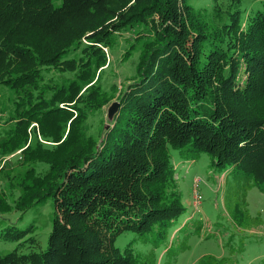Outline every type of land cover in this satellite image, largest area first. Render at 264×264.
Returning <instances> with one entry per match:
<instances>
[{
  "label": "trees",
  "instance_id": "1",
  "mask_svg": "<svg viewBox=\"0 0 264 264\" xmlns=\"http://www.w3.org/2000/svg\"><path fill=\"white\" fill-rule=\"evenodd\" d=\"M191 1L0 0V86L15 105L0 155L22 150L0 168V214L53 208L45 248L0 264H152L184 212L170 148L239 169L264 193V0L248 12L245 0ZM133 29L134 75L108 91L94 81L103 48ZM116 93L108 127L88 133ZM34 232L1 236L33 246Z\"/></svg>",
  "mask_w": 264,
  "mask_h": 264
},
{
  "label": "rangeland",
  "instance_id": "2",
  "mask_svg": "<svg viewBox=\"0 0 264 264\" xmlns=\"http://www.w3.org/2000/svg\"><path fill=\"white\" fill-rule=\"evenodd\" d=\"M191 4L197 9L210 10L213 6L212 0H192ZM111 6L118 7L117 4ZM259 7L260 0H245L242 6L245 12ZM108 18V14H101L95 21L108 23ZM136 31L116 33L113 46L103 48L106 65L94 81L104 89L112 91L115 86L120 90L131 82L138 52H132L126 60L124 54L133 43ZM52 76L55 82L72 79L70 74L53 73ZM117 96L118 93L101 111L90 115L88 133L97 136L101 127L110 123L109 108L117 102ZM14 109L13 91L0 86V139L3 138L2 130L11 124ZM169 150L184 212L171 226L165 242L153 249L155 260L152 264H264V193L239 169L219 168L206 154ZM37 169L44 171L45 167L38 165ZM21 171V168L13 170L14 173ZM0 187L7 190L2 176ZM52 212L48 201L21 216L17 212L0 214V256L15 249L24 254L42 251L50 232ZM30 224L35 227L36 244L33 246L29 243L18 245L1 236L7 225L24 229ZM136 246L142 253L150 250L139 243Z\"/></svg>",
  "mask_w": 264,
  "mask_h": 264
},
{
  "label": "water",
  "instance_id": "3",
  "mask_svg": "<svg viewBox=\"0 0 264 264\" xmlns=\"http://www.w3.org/2000/svg\"><path fill=\"white\" fill-rule=\"evenodd\" d=\"M118 106H119V104H118V102H116V103L112 104L111 107L109 108V115L111 116L110 122H111L113 116L115 115V113L117 112ZM107 127H108V125L105 126V128H107Z\"/></svg>",
  "mask_w": 264,
  "mask_h": 264
},
{
  "label": "built area",
  "instance_id": "4",
  "mask_svg": "<svg viewBox=\"0 0 264 264\" xmlns=\"http://www.w3.org/2000/svg\"><path fill=\"white\" fill-rule=\"evenodd\" d=\"M21 151H22V150H19V151H17L16 153L11 154V155H9V156H2V157H0V168L2 167V163H3L5 160L10 159L11 157H13V156L16 155V154H20Z\"/></svg>",
  "mask_w": 264,
  "mask_h": 264
}]
</instances>
